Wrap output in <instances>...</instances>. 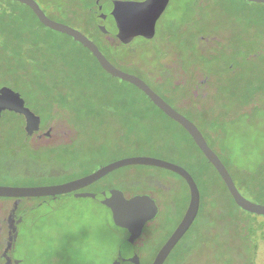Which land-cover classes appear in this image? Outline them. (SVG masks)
<instances>
[{
    "label": "rangeland",
    "instance_id": "374dc122",
    "mask_svg": "<svg viewBox=\"0 0 264 264\" xmlns=\"http://www.w3.org/2000/svg\"><path fill=\"white\" fill-rule=\"evenodd\" d=\"M34 1L48 18L79 31L102 52L108 47L107 57L115 67L143 80L190 119L229 170L239 193L264 206V177L249 176L260 169L264 157V98L255 101L256 111L249 105L228 110V71L264 72L259 41L264 38L263 4L170 0L153 40L135 38L120 44L96 29L95 10L112 1L142 0ZM7 2L0 0V4ZM18 8L24 21L36 24L25 7ZM109 11L110 7L103 8V13ZM42 30L91 61L73 39ZM82 68L75 65L74 80L55 93L50 90L53 76L41 90L39 73L31 69L16 85L4 84L9 88L3 87L0 99V186H51L125 158L163 160L193 175L200 193L198 215L185 238L191 241L189 251L184 253L179 246L167 264H264V228H260L264 217L234 206L228 211L222 180L175 122L143 97H138L146 108L143 115H123L117 98L114 105L104 91L103 81L91 85L82 78L75 84L81 76L74 69ZM198 169L200 178H196ZM113 189L125 199L143 195L154 201L157 215L134 242L139 264H151L179 224L189 203V189L177 174L146 166L117 169L85 188L86 192L48 200L0 198V264L8 255L10 244L5 247V243L12 240L16 222L15 264H135L125 246L131 230L114 219L107 205L82 196Z\"/></svg>",
    "mask_w": 264,
    "mask_h": 264
},
{
    "label": "water",
    "instance_id": "95a60500",
    "mask_svg": "<svg viewBox=\"0 0 264 264\" xmlns=\"http://www.w3.org/2000/svg\"><path fill=\"white\" fill-rule=\"evenodd\" d=\"M27 6L37 17L38 21L47 29L66 35L86 48L95 58L101 69L113 78L126 82L138 90L142 91L147 98L168 118L179 124L191 137L197 148L204 155L207 161L215 169L223 183L225 184L234 203L243 211L264 217V206L254 204L246 200L237 190L233 179L221 162L219 157L208 146L205 138L196 125L178 113L160 96L153 92L147 84L135 75L124 72L115 67L106 56L100 51L95 43L79 31L55 22L48 18L34 0H11ZM264 4V0H244ZM170 0H142V1H112L104 6H100L95 10V23L100 32L110 34L115 37L121 44H129L135 38H143L145 40H153L156 36L157 23L165 13ZM110 7L109 13H103L104 7ZM4 97V93L0 95V99ZM129 166H146L156 167L173 172L184 179L189 189V203L184 215L157 252L151 264H164L166 258L175 248L178 242L190 229L195 221L199 206L200 193L196 182L190 173L175 164L148 157H132L111 162L102 166L94 172L74 179L72 181L42 187L13 188L0 186V198H44L56 197L64 194H70L80 191L93 183L97 182L109 173ZM82 196H91L98 201L107 205L114 219L131 230L128 237L126 250L132 255L135 264H139L138 257L135 255L132 247L133 242L140 237L145 224L157 215V207L154 201L146 196L137 195L131 199H125L118 190H106L101 193L83 194ZM16 237L14 238V240ZM5 255V253H4ZM8 264V262H6ZM121 264V263H120Z\"/></svg>",
    "mask_w": 264,
    "mask_h": 264
},
{
    "label": "trees",
    "instance_id": "16d2710c",
    "mask_svg": "<svg viewBox=\"0 0 264 264\" xmlns=\"http://www.w3.org/2000/svg\"><path fill=\"white\" fill-rule=\"evenodd\" d=\"M9 1L10 2H7V4H0V95H2L3 93V87H7L4 84L9 83L16 85L23 79V75L29 69L39 73L38 75L40 76V79L38 86L41 90L43 88L42 83L45 80H48L49 77L53 76L51 85L52 87L50 90L55 93L59 91L60 87H67L69 83L74 80L71 69H73L75 65H78L80 67L82 66L83 70L76 71L74 69V71L78 72L81 76V78H76L75 84H80L79 82H82V78L86 81V83H90L91 85H97L98 83H102L103 81L104 91L110 93L114 105H118L119 103V111L123 113V115H143L146 108H143V105H141L138 97H143L144 99L148 100L151 107H153L160 114L164 115L142 91L126 82L113 78L106 72H104L95 58L92 56V54L82 45L75 41L85 52H87L91 60L89 62L80 54L77 49L67 47L63 42L53 39L51 35L43 33L42 29L46 27H44L38 21L37 17L33 14L30 8L21 4V6L25 7L29 14L36 21V24L33 25L29 22L24 21L25 16L22 15L21 11L18 8V5H20V3L11 0ZM95 27L96 29H98L96 25ZM113 38L115 39V41L120 43L115 37ZM259 41L262 44L261 50L262 52H264V38ZM102 53L106 56L107 59V56L111 55L108 47L105 48V53ZM228 76V110L234 106H236L237 108H241L245 105H249L252 107V111H254V108L256 111L257 108L256 105H254L255 101L257 100V98H264V72H261L259 70H252L240 75L233 72V70H229ZM132 90L138 92V96L132 93ZM15 94L16 96L20 95L17 92H15ZM115 97L117 98L118 103H116V101L114 100ZM20 100L25 103L23 98H21ZM54 101L62 106V104L58 102V100ZM51 110L49 109V113H51ZM177 125L186 133L194 147L200 152L189 134L179 124ZM200 154L203 156L204 160L208 164H210L201 152ZM262 161V164L259 166L260 169L249 176L254 178L264 177V157ZM198 172L199 169L196 172V178L201 177V175H198ZM244 175L245 174L243 173H239V176L241 177H243ZM191 176L195 180V177L193 175ZM224 187L228 193V211H232L233 206L239 208L234 203L225 184ZM251 222L252 221L248 220L246 221V224L248 223L249 225H251ZM194 224L195 221L193 222L187 233L175 246L169 258L171 257L172 253L175 252L177 248H179V246L182 247L184 253H187L189 251V245L191 244V241L190 239L185 238ZM260 228L263 229L264 225H261ZM169 258L165 261L164 264H167Z\"/></svg>",
    "mask_w": 264,
    "mask_h": 264
},
{
    "label": "flooded vegetation",
    "instance_id": "af4514ba",
    "mask_svg": "<svg viewBox=\"0 0 264 264\" xmlns=\"http://www.w3.org/2000/svg\"><path fill=\"white\" fill-rule=\"evenodd\" d=\"M197 127V126H196ZM183 179V178H182ZM184 180V179H183ZM87 188V187H86ZM78 192H86V190H85V188L84 189H82V190H80V191H77V192H74V193H70V194H64V195H72V194H76V193H78ZM60 196H62V195H60ZM50 198H52V197H44L43 199H46V200H48V199H50ZM184 215V214H183ZM183 217V216H182ZM182 219V218H181ZM181 221V220H180ZM14 222H16L15 220H14ZM144 228V227H143ZM18 232V227H17V222L15 223V225H14V230H12V232H11V235H10V233H9V235H10V237H11V239L12 240H10L9 242H7V240H6V243H5V247L7 246V244H10V247H9V249H8V255L6 256V258H4V256H3V262H4V264L6 263V260L8 259L9 261H8V264H15L16 262H15V257L13 256V253H14V247H15V241L13 240V238H14V236H12V234L14 235L15 233H17ZM143 233V229H142V232H141V234ZM172 234V233H171ZM170 234V235H171ZM169 235V236H170ZM139 238V237H138ZM137 238V239H138ZM169 238V237H168ZM167 238V239H168ZM183 238V237H182ZM166 239V240H167ZM128 240V239H127ZM166 240L160 245V247L158 248V250L155 252V255H154V257H153V259L155 258V256H156V254H157V252L159 251V249L161 248V246L166 242ZM135 242V241H134ZM134 242H133V247H132V249H133V251H134V253L137 255L138 254V251H136L135 250V247H134ZM127 245V244H126ZM125 245V246H126ZM173 251V250H172ZM171 251V252H172ZM171 254V253H170ZM170 254H169V256H170ZM169 256L166 258V260L169 258ZM137 257H138V259L140 260L141 258H140V256H139V254L137 255ZM165 260V261H166ZM151 261H153V260H151ZM165 263V262H164Z\"/></svg>",
    "mask_w": 264,
    "mask_h": 264
}]
</instances>
